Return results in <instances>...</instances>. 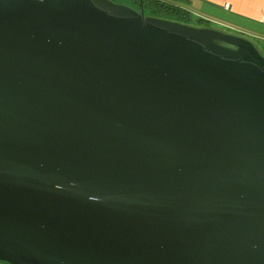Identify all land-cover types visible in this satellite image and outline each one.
<instances>
[{"label": "water", "instance_id": "95a60500", "mask_svg": "<svg viewBox=\"0 0 264 264\" xmlns=\"http://www.w3.org/2000/svg\"><path fill=\"white\" fill-rule=\"evenodd\" d=\"M0 262L264 264V47L116 0H0Z\"/></svg>", "mask_w": 264, "mask_h": 264}, {"label": "crops", "instance_id": "0c3cea01", "mask_svg": "<svg viewBox=\"0 0 264 264\" xmlns=\"http://www.w3.org/2000/svg\"><path fill=\"white\" fill-rule=\"evenodd\" d=\"M178 3L189 14L196 12L198 19L193 22L220 25L264 41V0H182Z\"/></svg>", "mask_w": 264, "mask_h": 264}, {"label": "trees", "instance_id": "16d2710c", "mask_svg": "<svg viewBox=\"0 0 264 264\" xmlns=\"http://www.w3.org/2000/svg\"><path fill=\"white\" fill-rule=\"evenodd\" d=\"M131 1V0H130ZM142 6L146 13L168 17L183 22H192L190 14L178 2L182 0H133ZM202 20V19H201Z\"/></svg>", "mask_w": 264, "mask_h": 264}, {"label": "rangeland", "instance_id": "374dc122", "mask_svg": "<svg viewBox=\"0 0 264 264\" xmlns=\"http://www.w3.org/2000/svg\"><path fill=\"white\" fill-rule=\"evenodd\" d=\"M135 6H137V5H135ZM190 16H191V20L192 21H196L198 19L197 18L198 16L196 15V12L191 13ZM255 38H256L257 42L264 47V41L261 38H259V37H255Z\"/></svg>", "mask_w": 264, "mask_h": 264}, {"label": "flooded vegetation", "instance_id": "af4514ba", "mask_svg": "<svg viewBox=\"0 0 264 264\" xmlns=\"http://www.w3.org/2000/svg\"><path fill=\"white\" fill-rule=\"evenodd\" d=\"M116 1H122V2H125V3H128L129 5H132V6H134V7H137L138 5L136 4V2L135 1H133V0H116ZM135 5H137V6H135ZM193 22V21H192Z\"/></svg>", "mask_w": 264, "mask_h": 264}, {"label": "built area", "instance_id": "2783aa9c", "mask_svg": "<svg viewBox=\"0 0 264 264\" xmlns=\"http://www.w3.org/2000/svg\"><path fill=\"white\" fill-rule=\"evenodd\" d=\"M225 6H228L227 4H225ZM264 18V17H263ZM202 23V22H201Z\"/></svg>", "mask_w": 264, "mask_h": 264}]
</instances>
